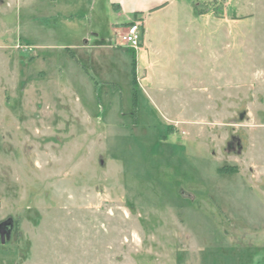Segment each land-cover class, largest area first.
<instances>
[{
    "label": "rangeland",
    "instance_id": "1",
    "mask_svg": "<svg viewBox=\"0 0 264 264\" xmlns=\"http://www.w3.org/2000/svg\"><path fill=\"white\" fill-rule=\"evenodd\" d=\"M131 19L0 0V264H264V0Z\"/></svg>",
    "mask_w": 264,
    "mask_h": 264
},
{
    "label": "crops",
    "instance_id": "2",
    "mask_svg": "<svg viewBox=\"0 0 264 264\" xmlns=\"http://www.w3.org/2000/svg\"><path fill=\"white\" fill-rule=\"evenodd\" d=\"M168 1L170 0H110V3L120 9H126L128 13L133 14V19H131L129 23L133 22L135 19L145 18L144 23L145 26H147V20L150 16L162 8L158 10L154 9Z\"/></svg>",
    "mask_w": 264,
    "mask_h": 264
},
{
    "label": "built area",
    "instance_id": "3",
    "mask_svg": "<svg viewBox=\"0 0 264 264\" xmlns=\"http://www.w3.org/2000/svg\"><path fill=\"white\" fill-rule=\"evenodd\" d=\"M143 25L139 21L131 22L127 30L122 37L123 44H125L129 49L138 50L142 45V31Z\"/></svg>",
    "mask_w": 264,
    "mask_h": 264
},
{
    "label": "water",
    "instance_id": "4",
    "mask_svg": "<svg viewBox=\"0 0 264 264\" xmlns=\"http://www.w3.org/2000/svg\"><path fill=\"white\" fill-rule=\"evenodd\" d=\"M12 224L9 223V224H3L0 226V238H1V241L4 243L6 241V239H9L10 238V232H8L6 230V228L8 226H11Z\"/></svg>",
    "mask_w": 264,
    "mask_h": 264
},
{
    "label": "trees",
    "instance_id": "5",
    "mask_svg": "<svg viewBox=\"0 0 264 264\" xmlns=\"http://www.w3.org/2000/svg\"><path fill=\"white\" fill-rule=\"evenodd\" d=\"M167 5V3H164L163 5H161V6H159V7H156L154 10H158V9H160V8H163V7H165Z\"/></svg>",
    "mask_w": 264,
    "mask_h": 264
},
{
    "label": "flooded vegetation",
    "instance_id": "6",
    "mask_svg": "<svg viewBox=\"0 0 264 264\" xmlns=\"http://www.w3.org/2000/svg\"><path fill=\"white\" fill-rule=\"evenodd\" d=\"M6 230H7L8 232H10V226H8V227L6 228Z\"/></svg>",
    "mask_w": 264,
    "mask_h": 264
}]
</instances>
